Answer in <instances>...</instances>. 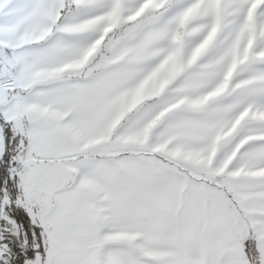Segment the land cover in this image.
I'll use <instances>...</instances> for the list:
<instances>
[{
    "label": "snow or ice",
    "instance_id": "snow-or-ice-1",
    "mask_svg": "<svg viewBox=\"0 0 264 264\" xmlns=\"http://www.w3.org/2000/svg\"><path fill=\"white\" fill-rule=\"evenodd\" d=\"M0 264H264V0H0Z\"/></svg>",
    "mask_w": 264,
    "mask_h": 264
}]
</instances>
